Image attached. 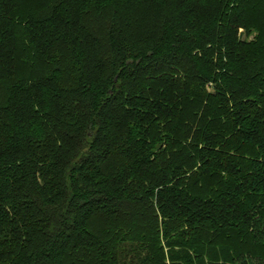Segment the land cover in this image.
Masks as SVG:
<instances>
[{
  "label": "trees",
  "instance_id": "16d2710c",
  "mask_svg": "<svg viewBox=\"0 0 264 264\" xmlns=\"http://www.w3.org/2000/svg\"><path fill=\"white\" fill-rule=\"evenodd\" d=\"M0 264H264V0H0Z\"/></svg>",
  "mask_w": 264,
  "mask_h": 264
},
{
  "label": "rangeland",
  "instance_id": "374dc122",
  "mask_svg": "<svg viewBox=\"0 0 264 264\" xmlns=\"http://www.w3.org/2000/svg\"><path fill=\"white\" fill-rule=\"evenodd\" d=\"M252 38V37H251Z\"/></svg>",
  "mask_w": 264,
  "mask_h": 264
}]
</instances>
